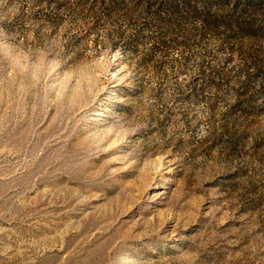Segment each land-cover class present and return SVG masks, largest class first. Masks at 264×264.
<instances>
[{
	"label": "rangeland",
	"instance_id": "374dc122",
	"mask_svg": "<svg viewBox=\"0 0 264 264\" xmlns=\"http://www.w3.org/2000/svg\"><path fill=\"white\" fill-rule=\"evenodd\" d=\"M0 264H264V0H0Z\"/></svg>",
	"mask_w": 264,
	"mask_h": 264
}]
</instances>
